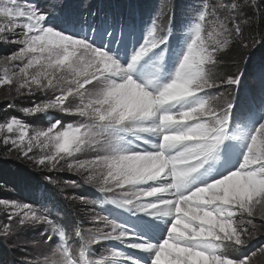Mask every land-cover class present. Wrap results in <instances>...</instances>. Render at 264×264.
I'll list each match as a JSON object with an SVG mask.
<instances>
[{
  "label": "snow or ice",
  "instance_id": "6c2138e0",
  "mask_svg": "<svg viewBox=\"0 0 264 264\" xmlns=\"http://www.w3.org/2000/svg\"><path fill=\"white\" fill-rule=\"evenodd\" d=\"M65 7L0 0V44L15 45L0 55V87L15 93L11 101L43 97L18 109L27 117L60 114L38 128L6 116L0 160L27 163L54 187L51 174L67 171L79 180L65 187L99 197L60 187L83 214L70 227L45 204L0 198V240L29 253L22 264H145L127 250L147 264H252L264 254V243L253 247L264 240V67L255 76L260 103L247 109L237 107L245 66L217 72L234 41L248 59L264 42L245 35L264 18V0H199L179 39L170 0L142 25L135 9L125 20L110 8L90 31L53 23ZM137 32L142 42L122 48L121 37ZM105 205L142 216L144 230L158 234H138L99 210ZM37 227L38 238L20 241Z\"/></svg>",
  "mask_w": 264,
  "mask_h": 264
},
{
  "label": "rangeland",
  "instance_id": "374dc122",
  "mask_svg": "<svg viewBox=\"0 0 264 264\" xmlns=\"http://www.w3.org/2000/svg\"><path fill=\"white\" fill-rule=\"evenodd\" d=\"M102 1L103 2H101V0H65V5H66L65 9L61 12L59 17L54 18L52 20V22L57 24V25H59L60 27L65 28V29H80L83 26L84 28H87L90 31L91 30V26H93V25H95L97 27H100V26H102L105 23L108 14L104 15V19L102 20V23H98V24L89 23L90 18L92 17L90 15V9H91L90 6H91V2H92V4L94 3V7L96 8V14H95L94 17H97L98 5L106 4L107 2H109V1H104V0H102ZM110 1H111V2H109L110 4L113 3L112 0H110ZM131 1L133 3L135 2V0H131ZM140 1L141 2H145V0H140ZM46 2H47V0H40L41 6H44V4ZM114 2L118 3V6H121L122 8H124V6L127 4L128 0H118V1L114 0ZM163 2H164V0H159L156 3V6L159 9H161V5L163 4ZM213 2H214V0H209V3H213ZM198 3H199V0H192V6L197 5ZM187 4H188V1L184 5V8H185V6ZM125 9H124V14H125ZM131 9H135V12L137 11V8L134 5H131L128 8V11L131 10ZM91 13H94V11H91ZM155 14H156L155 8H151L148 11L147 15H145L144 13H140L141 17L138 19V21L145 22V21H147L148 18H150L151 15H155ZM71 16H73V17L71 18ZM124 18H125V20H128L129 19L128 14H127V16H124ZM190 19H191V16H190ZM67 22H68V24H67ZM186 23H187V20L185 21V24ZM139 33L140 32H137V33H135V34H133L131 36H122L121 37V40L123 42L122 45H121L122 48H124L126 50L127 47L129 46L130 42H142V34H139ZM229 47H230V45H229ZM14 49H15V45H3V44H0V55H2L4 53H7V52H10V51H12ZM227 49H225V51ZM252 50H253V48L251 49V51ZM225 51L221 54V58L224 57ZM235 59H237V58H235V56L233 54L228 55V61H230V62H221V65L219 66V70L217 72V75H223V72L221 71L223 69H226V71H225L226 73H230V72H233L238 65L243 68L242 62L238 63V64L233 62ZM227 63H228V65H226ZM261 65L264 66V61H263V63ZM255 68H257L258 70L254 71V73H255L253 75L254 80L249 81L248 78H246V79L249 82V85H250L251 88L256 89L258 92L261 93V91H262L261 87H260L259 83L255 80V76H256V73L262 67L260 68L259 64H257V66H255ZM2 73H3V67H0V74H2ZM14 95H15V93L14 92L9 93V91H8V89L6 87H0V121L5 119L6 116L15 115L16 117L21 118L22 120H24L30 126L38 128V127L46 126L48 121H49V119L60 118V114H58V113H51V114H48L47 116L41 115V116H36V117H27L22 112H20L18 109L20 107L30 106L31 103H32V99H35L37 102H39L41 99H43V97L37 96V97L32 98V99H20V100L11 101L10 100V96H14ZM9 102H14L17 107L15 109H9L7 111V113H6L5 111H2V109H5ZM62 118L65 120V122H69V121H71L73 119L72 117H62ZM0 163H2L4 168L7 166L8 170H9V166H13V165H16L17 167L19 166L21 168H18V169H20L22 172L29 171L28 172L29 175H32L35 178L36 177H40V175H42V177L44 178V175H45L43 173L36 172L30 165H28L27 163H23L21 161L0 160ZM51 175H54V178L57 179L58 181H60V185L61 186L59 185V188L60 187H65L64 183H63L65 180H75V179L79 180V177L75 176L72 173H68L67 171L54 173V174H51ZM85 187H86L87 191H92V192L97 193L94 189H92L90 187H87V186H85ZM0 188H1L0 190H2V191H0V193L2 195H5L6 199H22V200H24L25 202H28V203L35 202L30 197H28V199L25 198V197H22L21 195H19V197H18L16 192L12 191L8 187H5L4 185H1ZM77 192H78V189L65 187V194L68 195V196L77 195L76 194ZM42 193H43V197L44 196H49L48 194H46V191H43ZM38 194H39V191H37L35 193L36 196ZM78 195L81 196L82 194H78ZM1 197H4V196H0V198ZM98 197H99V194L96 197V199H98ZM60 198L63 199V197H60ZM45 205L49 206L52 209L54 215H56V213H58L59 215L64 213L63 212V209H64V201L63 200H59V199H55L54 198L53 200H50V201L48 200V203H46ZM37 206H39V204H37ZM107 206L108 205L103 206L104 210H105V208ZM100 211H102V210H100ZM102 212L107 214L106 210L102 211ZM79 214L81 216L83 215L82 213H79ZM80 215L77 214V216L79 218H81ZM3 219H4V217L0 216V221H2ZM40 231H42L41 227L28 229L25 232H22L20 234V241H31L33 239H36V238H38V235H39ZM255 241L259 242L258 240H255ZM1 243H2V241L0 242V244ZM16 243H19V241H16ZM261 243H264V240H262V242L256 243L255 245L253 244V247H256L258 244H261ZM1 246H2L3 250H6V248L4 247L5 245H1ZM8 248H9V246H8ZM13 249H15L16 254L20 257L19 259H17V264H22L23 259L26 256H28L29 253L21 251V249L19 247L13 248ZM103 250H104L103 248H98V252L99 251H103ZM7 254L9 255V253H7ZM4 262H7V261H4ZM252 264H264V254H259L258 253L257 256L253 258Z\"/></svg>",
  "mask_w": 264,
  "mask_h": 264
},
{
  "label": "trees",
  "instance_id": "16d2710c",
  "mask_svg": "<svg viewBox=\"0 0 264 264\" xmlns=\"http://www.w3.org/2000/svg\"><path fill=\"white\" fill-rule=\"evenodd\" d=\"M104 1L111 2L110 0H104ZM112 1L114 2V0ZM176 2L178 4H181L183 0H176ZM245 35L246 37H248L247 42L249 44H251L252 38H255L257 41H259L261 38H264V18H261L259 16L256 18H253L251 24L247 26ZM252 48L253 50L249 54V59H248V57L244 55L245 51H248V50L241 48L238 42H233L230 45V47L225 51L224 57L221 58L222 62H230L228 61V55L233 54L235 58H237L233 61L236 64L241 63V62L243 64V61L248 60V63L246 65L244 64L242 65L243 67L245 66V76L243 77L242 84L244 82L246 83L248 82L246 78H248L249 81L254 80V77H253V75L255 74L254 71L258 70L257 68H255V66L259 64V67L261 68L262 67L261 64L264 61V42H262L261 45L259 46L253 45ZM226 65H228V63ZM221 71L223 72V74L226 73L225 72L226 69H223ZM235 71H236V68L233 72ZM5 168L2 165V163H0V187L1 185H4L5 187L10 188L11 190L13 187L14 192H16L18 197L19 195L27 199L28 197H30L35 202H37V197L35 193L37 191L39 192L46 191V194L49 195V196H44L45 197L44 199L46 201L53 200L54 198L64 201L63 216H64V221L66 220L65 223L67 225L69 224L68 222L72 221L73 219L77 220V218H79L77 214L78 215L80 214L77 211L76 206L75 205L69 206V203L64 200V196L59 195L60 188L54 187L46 183L42 175H40V177L35 178L34 176L29 175L28 173L29 171L22 172L20 169H18L21 167L19 166L17 167L16 165L9 166V170L7 166ZM76 194L77 195L82 194L81 196H85V197L92 198V199L94 196V193L92 191H87L85 186L79 188ZM0 196H4L1 198L6 199L5 195H2L1 193H0ZM60 197H63V199H61ZM64 221L63 222L61 221V222L65 225ZM1 241L2 240H0V242ZM258 241L262 242V240H258ZM259 242L254 241L253 244L255 245L256 243H259ZM1 245H5L4 247L6 248L7 251L3 250ZM7 253H9V255ZM19 258L20 257L16 254L15 249L11 247L8 248V245L2 241V243L0 244V264H17V259ZM4 261H7V262H4Z\"/></svg>",
  "mask_w": 264,
  "mask_h": 264
}]
</instances>
